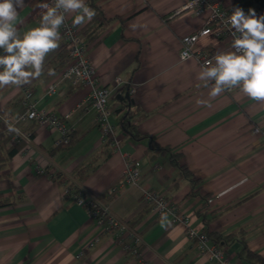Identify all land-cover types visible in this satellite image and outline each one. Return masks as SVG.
Listing matches in <instances>:
<instances>
[{
	"label": "crops",
	"instance_id": "0c3cea01",
	"mask_svg": "<svg viewBox=\"0 0 264 264\" xmlns=\"http://www.w3.org/2000/svg\"><path fill=\"white\" fill-rule=\"evenodd\" d=\"M216 1L231 13L249 0ZM40 2L26 0L18 30L38 26ZM185 2L96 0L106 25L86 48L102 86L116 88L109 109L120 141L117 147L101 145L94 111L78 108L90 89L60 80L68 63L62 39L46 57L41 77L0 90L3 117L14 122L23 111L26 87L35 109L61 118L73 138L69 146L49 156L59 133L35 126L30 160L18 153L0 171L2 198L21 197L14 207L0 209V264H219L199 255L196 242L185 236L184 224L168 217L161 226L160 217L142 205L147 191L161 194L179 214L188 216L196 232L230 235L234 240L217 245L231 263L247 264L239 257V240L264 257V103L235 88L209 98V89L197 79L201 65L194 59H179L181 38L201 30L204 22L202 16L177 14ZM256 13L264 15V9ZM66 20L72 25L71 15ZM94 26L91 20L73 28L81 36V31ZM195 48L209 58L230 48V43L207 36ZM49 68L54 76L47 74ZM117 79L120 87L114 85ZM50 85H56L52 96L47 94ZM126 93L133 102L130 106L120 99ZM130 110L141 140H133L120 127ZM70 112L72 116L65 119ZM154 146L169 152L152 151ZM173 156L188 176L172 164ZM130 160L140 163V181L107 196ZM48 165L65 170L72 179H78L79 171L83 178L78 183L87 192L100 196L115 215L132 223L142 239L140 256L125 253L113 235L100 233L87 211L63 195V184L39 172ZM190 179L197 182L194 188ZM95 238L94 246L85 250Z\"/></svg>",
	"mask_w": 264,
	"mask_h": 264
},
{
	"label": "built area",
	"instance_id": "2783aa9c",
	"mask_svg": "<svg viewBox=\"0 0 264 264\" xmlns=\"http://www.w3.org/2000/svg\"><path fill=\"white\" fill-rule=\"evenodd\" d=\"M46 2L51 3V0H46ZM181 12L202 16L204 17V22L201 30L194 31L181 38L179 59L181 52L184 50H189L192 59L197 61L199 65H202L205 60H210L212 58H205L202 51L195 48L198 41L205 37L202 35L204 31H208V36H213L216 39H225L230 43L231 36L227 26V17L231 13L223 7L221 2L216 0H186L185 4L177 11V14ZM65 25L66 26H62L61 28V39L68 55V63L60 74V80L68 83L71 87L82 86L90 89L87 98L79 104L78 108L87 107L94 111V124L100 131L99 143L101 145H108L112 148L117 147L120 141L114 135V127L110 121L111 111L109 109V101L110 98L113 97V94H115L116 88L110 90L102 86L96 75L93 63L87 55V48L83 38L72 27L68 20H65ZM186 37H195L196 39L194 43L189 45L185 43ZM114 85L115 87H120L121 81L119 79L115 80ZM55 93L56 85H50L47 88V94L52 96ZM128 93L131 94L132 91H128ZM22 94L24 97L23 111L16 116L14 122L7 123V133L11 135L8 145L11 146L15 141L24 142L25 147L20 153L25 154V157L30 160L31 157L29 156L31 148L33 147V140H31L28 133L24 132L20 127L21 124L28 125L29 123H35L39 128L58 132L60 140L57 146L68 145L70 143L72 131L64 126L61 118L51 113L35 109L33 103L30 102L31 92L28 88L25 87L22 90ZM72 114L73 113L70 112L66 114L64 118L69 119ZM9 124L17 128L19 132H9ZM48 166L49 168L45 170L39 169V172L48 177L56 175L65 177L67 181L61 183L63 184V195L87 211L100 233L113 235L117 244L122 247L125 253L133 257L140 256V247L142 245L141 236L134 228L128 225V221L115 215L110 208L101 201L100 196L90 194L81 184H77L73 181L68 172L57 169V167L52 169L50 165ZM140 179V163L130 160L125 164V170L120 179L113 187L106 191V194L107 196H113L117 188L134 186ZM141 199L142 205L149 209L151 215L161 217V213H167L172 223L184 224L186 226L185 236L196 242V250L199 255L214 260L219 264H233L217 244L210 242L205 234L198 233L191 229L189 226V217L179 214L177 208L170 204L164 196L152 191H147L142 194ZM96 241V238L91 241L85 247V250L93 247ZM82 254L81 252L79 256Z\"/></svg>",
	"mask_w": 264,
	"mask_h": 264
},
{
	"label": "clouds",
	"instance_id": "9594fccd",
	"mask_svg": "<svg viewBox=\"0 0 264 264\" xmlns=\"http://www.w3.org/2000/svg\"><path fill=\"white\" fill-rule=\"evenodd\" d=\"M26 0H0V90L31 84L44 72L46 57L54 52L61 41V28L66 17L72 16V27L90 22L96 12L86 0H41L38 7L39 24L25 31L18 30L19 13ZM230 30V48L217 51L200 66L197 79L209 89V98L226 90L238 89L244 97L264 103V15L249 8L234 7L227 17ZM203 36H208L204 31ZM195 37L185 38L191 45ZM215 44V41H211ZM181 62L192 59L189 50L180 55ZM47 74L54 76L49 68ZM197 104L207 102L197 100ZM9 132H19L11 124ZM161 226L168 223V214L161 213Z\"/></svg>",
	"mask_w": 264,
	"mask_h": 264
},
{
	"label": "trees",
	"instance_id": "16d2710c",
	"mask_svg": "<svg viewBox=\"0 0 264 264\" xmlns=\"http://www.w3.org/2000/svg\"><path fill=\"white\" fill-rule=\"evenodd\" d=\"M88 5L93 8L96 12V15L94 16V18L92 19V23H95L96 26H94V28H89L87 27L86 29H84L83 31H81V36L83 37V40L85 42L86 47L89 46L94 40L97 39V37L100 35V31L104 30L105 28V21L102 15L101 10L99 9V7L96 5V0H87ZM236 7H241L244 9V11L246 12L249 8H252L257 12L259 10L264 9V0H249L246 1L244 3L239 4ZM247 13V12H246ZM99 27V28H98ZM61 51L62 54L67 56V60L68 61V55L64 49V46L61 47ZM120 99H122V97L120 96ZM133 119H134V112H132V110H130L127 114H125L121 120H120V127L123 130L124 133L128 134L129 136H131V138L135 141L137 140H141L143 139V137H141L137 131L136 126L133 124ZM7 123H12V121H10L9 119L5 118L2 116V113L0 114V171L6 166V164L18 153H20V151L25 147L24 142L22 141H15L11 146L8 145L10 139H11V135L9 133H7ZM35 123H32V125H28L25 128H23V131L28 133V136L31 140L34 139V135H35ZM72 135V133H71ZM73 141L72 136L70 137V143L66 146L63 145H58L56 148H54L53 150H51L48 155H52L55 153V151L57 149H61V148H65L67 146H69ZM154 145V143H153ZM152 151L155 152H161V153H165V152H169L168 149H162L159 147H151ZM176 157H180L179 155H177ZM175 156H173L171 158V160L173 161L172 164L178 166L177 160L174 159L176 158ZM181 173L184 174L185 176H188L189 173L187 171V169L183 166H178ZM77 176L78 179L80 180L82 177V175H80V172L77 171ZM75 174V176H76ZM79 174V175H78ZM81 176V177H80ZM50 179L55 180L57 183H63L65 181H67V179H65V177H63L62 175H56V176H49ZM77 178H74L73 181H75L77 184L78 180ZM191 184L194 186L197 185V182H195L193 179H190ZM21 202V197L20 196H15V199L13 198V200L10 199H3L2 196L0 195V209L3 208H9V207H14L15 205H17V203ZM139 217V216H138ZM128 225L131 227L132 223L128 222ZM133 228V227H132ZM206 235V237L208 238V240L210 242H212L213 244H221V242H225L227 244V242L234 240L232 239V237L229 236H220L218 234L215 233H209V232H205L203 233ZM241 244V250L239 252V257L240 259H242L244 262H246L247 264H264V257L260 256L258 253L255 252H251L249 249H247L246 245L244 242L240 241Z\"/></svg>",
	"mask_w": 264,
	"mask_h": 264
},
{
	"label": "water",
	"instance_id": "95a60500",
	"mask_svg": "<svg viewBox=\"0 0 264 264\" xmlns=\"http://www.w3.org/2000/svg\"><path fill=\"white\" fill-rule=\"evenodd\" d=\"M121 101L127 102L129 104V106L132 105V103H133L128 93L125 94V96L121 99Z\"/></svg>",
	"mask_w": 264,
	"mask_h": 264
},
{
	"label": "rangeland",
	"instance_id": "374dc122",
	"mask_svg": "<svg viewBox=\"0 0 264 264\" xmlns=\"http://www.w3.org/2000/svg\"><path fill=\"white\" fill-rule=\"evenodd\" d=\"M128 91H130V90L128 89Z\"/></svg>",
	"mask_w": 264,
	"mask_h": 264
}]
</instances>
